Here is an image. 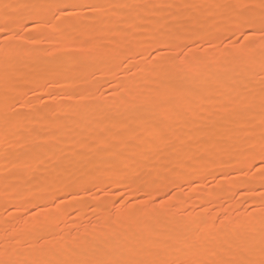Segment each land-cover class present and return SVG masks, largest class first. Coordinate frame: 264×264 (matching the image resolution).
I'll return each instance as SVG.
<instances>
[{
	"label": "rangeland",
	"instance_id": "obj_1",
	"mask_svg": "<svg viewBox=\"0 0 264 264\" xmlns=\"http://www.w3.org/2000/svg\"><path fill=\"white\" fill-rule=\"evenodd\" d=\"M194 1L106 0L115 5H131L121 7L126 12L120 23L115 18L121 8L115 7L101 21H78L63 33H54L50 28L34 26V22L43 25L51 19V10L44 6L54 0H0V26H7L15 36L9 40L0 34V166L6 170L0 174V250L18 248L23 258L32 259L37 257L36 251L48 248L54 256L41 259L50 261L115 260L149 241L162 239L167 246L173 243L183 259L211 264L208 262L243 245L250 236L254 235L258 242L257 229L264 221V174L254 165L260 163L258 146L264 133V112L256 107L234 113L226 110L223 98L227 91L229 97L234 96L249 80L259 81L264 57L259 47L246 56H234L235 48L229 46L227 39L232 32L223 21L229 10L216 8V12L215 8L206 7L239 1L258 3V0ZM192 18L200 22L194 23ZM164 24L175 31L169 30L168 43L174 47L178 43L188 54L183 71L177 69L171 76L157 79L153 65L143 59L120 66L122 58H114L118 51L138 42V51L146 52L143 38L163 39ZM104 26L109 29L101 42L99 30ZM198 33L206 37L199 39ZM33 36L38 37V42L25 43ZM210 38L217 40L215 47L207 43ZM116 42L117 52L109 51ZM230 55L233 56L224 61ZM213 62L221 64L219 72L213 70ZM241 64L251 70L244 82L240 81L241 72L234 71ZM258 65L260 69L256 68ZM252 72L259 74L253 77ZM125 75H133L134 79L127 82ZM226 82L230 86L225 92L221 87ZM158 92L171 97L160 107L150 102ZM202 96L208 99L204 105H198L197 99ZM121 99L129 102L123 112ZM100 102L105 104L99 111ZM144 124L152 125L150 131L141 128ZM131 147L138 151L130 154ZM36 154L39 166L33 169L25 166ZM112 161L119 165L122 183L108 179V174L116 171L109 166ZM128 165L132 167L130 173H126ZM39 172L36 182L29 180L32 173ZM15 191L18 196L11 200L9 196ZM145 193H152L157 200L165 193L171 195L165 198L162 207L157 204L154 209ZM217 196L222 199L219 206H215ZM203 197L207 200L205 204L200 202ZM136 212L142 214L136 221L140 225L134 228L130 222ZM123 215L129 218L128 222ZM157 223L161 225L158 235L151 232ZM190 225L195 227L194 235L187 229ZM52 229L60 241L57 249L50 243ZM37 231H41L39 240L34 242L38 239ZM73 239L77 240V247H72ZM104 239L108 242L105 245L101 244ZM59 249L61 255L57 253ZM117 249V256L113 255Z\"/></svg>",
	"mask_w": 264,
	"mask_h": 264
},
{
	"label": "snow or ice",
	"instance_id": "obj_2",
	"mask_svg": "<svg viewBox=\"0 0 264 264\" xmlns=\"http://www.w3.org/2000/svg\"><path fill=\"white\" fill-rule=\"evenodd\" d=\"M6 7L8 6L6 5ZM44 7L51 10V19L43 25L34 22L35 28L39 29L43 26L50 28L54 33H63L69 25H74L78 21H101L111 9L131 7V5H115L106 2V0H54ZM141 7L164 6L142 5ZM194 7H205V5H195ZM206 7L229 10L230 15L225 17V21L232 35L227 39L229 46L235 48L238 56H246L249 51L259 47L262 57H264V0H258V3L234 2L212 4ZM0 34H4L9 40L15 39V36L9 33L7 26H0ZM143 39L146 41V52L133 53L129 48L116 53L115 59L122 58L121 67L131 64L135 59H143L153 65L152 70L161 77H168L177 69L184 70L182 65H184L187 53L180 46L174 47L158 36H146ZM29 42H38V37L33 36L29 40H25V43ZM207 43L210 47L216 46L214 39H208ZM170 99L169 95L158 92L150 102L163 104ZM256 107L264 112V59L261 60L259 81H247L240 91L229 98L226 110L244 113ZM252 147L255 148L256 145L253 144ZM258 147L260 163L254 167L264 174V133L261 135ZM145 195L155 209L157 204L162 207L165 198L171 193H165L158 200L153 198L152 193H145ZM179 251L177 248H170L162 241H149L146 245L133 249L131 254L121 259H58L50 261L41 259L39 256L32 259L23 258L19 251L5 247L0 250V264H205L203 261L185 260L178 254ZM211 264H264V221L261 222L258 242L254 235L250 236L246 243L237 245L234 250H228L226 255L218 256Z\"/></svg>",
	"mask_w": 264,
	"mask_h": 264
},
{
	"label": "bare ground",
	"instance_id": "obj_3",
	"mask_svg": "<svg viewBox=\"0 0 264 264\" xmlns=\"http://www.w3.org/2000/svg\"><path fill=\"white\" fill-rule=\"evenodd\" d=\"M196 1V0H195ZM194 1V2H195ZM210 2L212 1V0H209ZM216 1V0H215ZM238 1V0H237ZM186 3H188L187 1H185ZM185 2H183V3H185ZM233 2H234V0H233ZM240 2V1H239ZM201 3H202V1H201ZM205 3V2H204ZM228 3V2H227ZM21 5V7H24L23 6V4L21 3L20 4ZM184 7V6H183ZM121 8V7H120ZM189 8V7H188ZM154 9V8H153ZM4 10V9H3ZM11 10V9H10ZM180 10V9H179ZM195 10V9H194ZM203 10H206V8H204ZM210 11H211V9H209ZM214 10H216V12L218 11V9H214ZM221 10V9H220ZM225 10V9H224ZM196 11V10H195ZM199 10H197L196 12H198ZM207 11V10H206ZM213 11V10H212ZM125 12H126V9H120L119 10V12H118V14H117V16H116V18H115V22H117V23H120L121 21H122V19L124 18V15H125ZM196 12H195V15H197L196 14ZM194 13V12H193ZM208 13V12H207ZM226 13V12H225ZM223 14V13H222ZM206 15V14H205ZM204 15V16H205ZM230 15V14H229ZM210 16V15H209ZM199 17V16H198ZM203 17V16H202ZM209 18V17H208ZM208 18H205V19H208ZM193 19V21L192 22H194V23H198V22H200V21H198L197 19H196V22L194 21V19L195 18H192ZM188 20H190V19H188ZM200 20V19H199ZM168 21V20H167ZM203 21V20H202ZM209 21H211V20H209ZM223 21H225V19L223 20ZM170 22V21H169ZM185 22H186V20H185ZM188 22V21H187ZM203 22H205L206 23V20H204ZM137 23V22H136ZM165 23H167V22H165ZM189 23V22H188ZM207 23H209V22H207ZM16 24V23H15ZM138 24V23H137ZM167 24H169V23H167ZM167 24H164V28H163V30L165 31V37L163 38V40H165L166 42H168V40H169V30L170 29H168V25ZM170 24H171V22H170ZM190 24V23H189ZM215 24V23H214ZM121 25V24H120ZM191 25V24H190ZM195 25V24H194ZM203 25V24H202ZM205 25V24H204ZM223 26H224V24H223ZM120 27V26H119ZM133 27V26H132ZM184 27V26H183ZM192 27V26H191ZM199 28H200V26H198ZM225 27V26H224ZM111 28V27H110ZM121 28V27H120ZM129 28V27H128ZM134 28V27H133ZM133 28H131V29H133ZM203 28V27H202ZM109 28H106L105 26L104 27H102L100 30H99V39H100V41L101 42H103L105 39H106V36H107V30H108ZM124 29V28H123ZM122 29V30H123ZM127 29V28H126ZM173 30V29H172ZM172 30H170L171 32H172ZM173 32L175 33V31L173 30ZM131 33H132V31H131ZM147 33V32H146ZM190 33V32H189ZM210 33V32H209ZM211 33L213 34V30L211 31ZM210 33V34H211ZM223 33H225V32H223ZM126 34H128V32L126 31ZM132 34H134V33H132ZM194 34V33H193ZM170 35H171V33H170ZM198 35V37H199V39H203L204 37H206V36H204V34H202V33H198L197 34ZM213 35H215V34H213ZM175 36V35H174ZM181 36V35H180ZM195 36V35H194ZM211 36V35H210ZM210 36H208L207 35V37L209 38ZM119 37V36H118ZM161 38V37H160ZM216 38H218V37H216ZM179 39H180V37H179ZM211 39V38H210ZM187 40V39H186ZM206 40V39H205ZM116 41V40H115ZM118 41V40H117ZM173 41V40H172ZM178 41V40H177ZM181 41V40H180ZM179 41V44L181 43H183V42H180ZM202 41H204V40H202ZM217 41V40H216ZM216 41H215V43H216ZM220 41V40H219ZM122 42V41H121ZM12 43H13V41H12ZM12 43H10L11 45H14V44H12ZM17 43V42H16ZM136 43V42H135ZM172 43V42H171ZM138 42H137V44H133L132 45V47H131V49H132V51H133V53H136V52H139L138 51V48H139V46H138ZM177 44V46H179L178 45V43H176ZM180 44V45H181ZM187 44V43H186ZM218 44V43H217ZM16 45V44H15ZM188 45V44H187ZM17 46H18V44H17ZM118 46H121V45H118ZM182 46V45H181ZM10 47V46H9ZM122 49V48H121ZM194 49H196V48H194ZM260 49V48H259ZM1 50H3V49H1ZM12 50V49H11ZM10 49H9V51H11ZM31 50V49H30ZM117 50H118V47H117V42H116V44H115V46H113V47H111V49L109 50V51H111V52H117ZM258 50V49H257ZM8 51V50H7ZM13 51V50H12ZM15 51V50H14ZM17 51H19V50H17ZM108 51V50H107ZM190 51V50H189ZM195 51H198V50H193V52H195ZM255 51V50H254ZM260 51H261V49H260ZM3 52V51H2ZM4 52H5V50H4ZM119 52V51H118ZM233 52V51H232ZM11 53V52H10ZM188 53H190V52H188ZM209 53V52H208ZM226 53V52H225ZM27 54V53H26ZM40 54V53H39ZM198 54V53H197ZM213 54V53H212ZM235 54H236V52L233 54L234 56H235ZM1 55H3L2 53H1ZM24 55V54H23ZM38 55V54H37ZM195 55V54H194ZM214 55V54H213ZM233 55H230V56H228L227 58H225L224 59V61H226V60H228L229 58H231V56H233ZM26 56H28V55H26ZM34 56H36V55H34ZM197 56H199V55H196V57ZM216 56V55H215ZM237 56V55H236ZM17 57V56H16ZM31 57V56H30ZM37 57V56H36ZM191 57V56H190ZM225 57V56H224ZM240 57V56H239ZM10 58H11V55H10ZM22 58H24V56L22 57ZM188 54H187V56H186V61L188 60ZM201 58V57H200ZM212 58H213V56H212ZM212 58H210L211 60H212ZM219 58V57H218ZM238 58V57H237ZM39 59H40V57H39ZM90 59V58H89ZM198 59H199V57H198ZM242 59V58H241ZM14 60V59H13ZM41 60V59H40ZM218 60V59H217ZM220 60V59H219ZM240 60V59H239ZM17 61V60H16ZM31 61V60H30ZM30 61H29V63H30ZM93 62H94V59L92 60ZM196 61H198V60H196ZM15 62V61H14ZM14 62H13V64H14ZM223 62V61H222ZM249 62V61H248ZM28 63V64H29ZM31 63H33V62H31ZM30 63V64H31ZM36 63V62H35ZM197 63H199V62H197ZM202 63V62H201ZM214 63V62H213ZM188 64V63H187ZM186 64V65H187ZM12 64H10V66H11ZM19 65V64H18ZM32 65H34V64H32ZM86 65V64H85ZM144 65H147V64H144ZM200 65V64H199ZM228 65V64H227ZM9 66V67H10ZM14 66H16V65H14ZM22 66V65H21ZM191 65H189V67H190ZM201 66V65H200ZM24 67H25V65H24ZM26 67H29L30 68V66H26ZM83 67H85V66H83ZM82 67V68H83ZM150 67V66H149ZM188 67V68H189ZM199 67V66H198ZM254 67V66H253ZM7 68H8V66H7ZM6 68V69H7ZM12 68V67H11ZM32 68H33V66H32ZM85 68H87V67H85ZM90 68V67H89ZM193 68V67H192ZM212 68V67H211ZM219 68H221V64L218 62H216V63H214V65H213V70L214 71H218L219 72ZM255 68V67H254ZM256 68H258V69H260V65H258V66H256ZM150 69V68H149ZM229 69V68H228ZM232 69V68H231ZM32 70V69H31ZM34 70V69H33ZM36 70V69H35ZM193 70V69H192ZM250 69H246V66L244 65V64H241V65H239V66H237V68H236V70H234L235 71V74H236V71L237 72H241V76H242V78H241V80L240 81H242V82H244L243 80H247L248 78H249V76H250V73L249 72H251V70L249 71ZM256 70V69H255ZM111 71H113L114 72V70H111ZM153 71V70H152ZM140 72V71H139ZM176 72V71H175ZM188 72V71H187ZM257 72H258V70H257ZM111 73V72H110ZM148 73H151V72H148ZM155 73V72H154ZM223 73V72H222ZM253 73V72H252ZM137 74V73H136ZM259 73H257V75H258ZM177 75V74H176ZM256 74H254L253 73V77L254 76H257ZM29 76V75H28ZM126 76V75H125ZM157 79H159V75L158 74H156L155 73V75H154ZM171 76V75H170ZM103 77V76H102ZM149 77V76H148ZM161 77V76H160ZM178 77V76H177ZM232 77V76H231ZM153 78V77H152ZM166 78V77H165ZM34 79V78H33ZM101 79V78H100ZM132 79H134L133 78V75H128V76H126V78H125V80L128 82V81H131ZM221 79V78H220ZM224 79H227V78H224ZM105 80V79H104ZM103 80V81H104ZM149 80V79H148ZM234 80V79H233ZM258 80V79H257ZM152 81V80H151ZM172 81V80H171ZM174 81H175V79H174ZM177 81V80H176ZM180 81V80H179ZM188 81V80H187ZM222 82H224L223 80H221ZM153 82V81H152ZM151 82V83H152ZM232 82V81H231ZM246 82V81H245ZM156 83H158V82H156ZM171 83V82H170ZM180 83V82H179ZM239 84H241V83H239ZM64 84L62 83V86H63ZM101 85V84H100ZM174 85V84H173ZM176 85V84H175ZM179 85V84H178ZM183 85V84H182ZM182 85H180L179 87H181ZM224 85V86H223ZM95 86H97V83H95ZM184 86V85H183ZM187 87H189V84H187L186 85ZM222 86L223 87H221V88H223V89H225V92H226V90H227V87L229 88V86H230V82H226V84L225 83H222ZM60 87V86H59ZM94 87V86H93ZM175 87V86H174ZM177 87V86H176ZM98 88V87H97ZM169 88V87H168ZM184 88H186V87H184ZM188 89H190V88H187V90ZM173 90V89H172ZM192 90V89H191ZM190 90V91H191ZM194 90V89H193ZM192 90V91H193ZM199 90V92H200V88L198 89ZM229 90V89H228ZM181 91V90H180ZM185 91V90H184ZM195 91V90H194ZM202 91V90H201ZM231 91V90H230ZM130 92V91H129ZM177 92V91H176ZM188 92H189V90H188ZM195 92H197V91H195ZM204 92V91H203ZM154 93H156L155 91H154ZM181 93V92H180ZM207 93V92H206ZM227 93V94H226ZM225 94H224V98L223 99H225L224 101H225V103L227 104L228 103V100H229V94L228 93H230L229 91H227ZM234 93V92H233ZM132 94V93H131ZM136 94V93H135ZM182 94V93H181ZM200 95H204L205 93H203V94H201V93H199ZM198 94V95H199ZM222 94V93H221ZM199 95V96H200ZM231 95V94H230ZM195 96H196V94H195ZM222 96V95H221ZM232 96V95H231ZM116 97V96H115ZM152 97V96H151ZM213 97V96H212ZM211 97V98H212ZM186 98V97H185ZM221 98V97H220ZM134 100H136L135 98H133ZM189 99H190V97H189ZM206 99H208V98H206ZM206 99H205V97H201V98H199V100L197 99V103H198V105H204V102L206 101ZM191 100V99H190ZM59 101H61V100H59ZM186 101H187V99H186ZM186 101H185V103H186ZM105 102V101H104ZM104 102H100L99 104H98V106H97V110H101L103 107H104V104L105 103H107V101L104 103ZM126 103H129V102H125V100L124 99H121V107L118 105V107H120V110H121V112H123L124 110H122V108L125 106V104ZM136 103V102H135ZM156 105V104H155ZM157 105H159V107L161 106V104H157ZM158 107V108H159ZM201 107V106H200ZM222 107H223V109H224V107H225V105L223 106L222 105ZM173 108V107H172ZM226 108V107H225ZM119 109V108H118ZM128 109V108H127ZM74 112V111H73ZM84 112V111H83ZM117 112H119V111H117ZM117 112H116V114H117ZM171 112H174V110H172L171 109ZM75 113V112H74ZM78 114V113H77ZM197 114V116L199 117L200 116V118H201V116L202 115H199L198 113H196ZM195 114V115H196ZM201 114H202V112H201ZM53 115H55V114H53ZM79 115V114H78ZM83 115V114H82ZM81 115V116H82ZM85 115V114H84ZM118 115H119V113H118ZM80 116V117H81ZM115 116V115H114ZM121 116V115H120ZM139 116V115H138ZM130 117V116H129ZM128 117V118H129ZM203 117H205V116H203ZM84 118V117H83ZM111 118V117H110ZM49 119V118H48ZM82 119V118H81ZM204 119V118H203ZM130 120V119H129ZM77 121V120H76ZM79 121V120H78ZM123 121H124V119H123ZM41 122H43V121H41ZM126 122V121H125ZM203 122V121H202ZM207 122V121H206ZM119 123V122H118ZM152 123V122H151ZM120 124V123H119ZM43 125V124H42ZM247 126H248V124H246ZM93 126V125H92ZM130 126V125H129ZM184 126H185V124H184ZM40 127H43V126H40ZM91 127V126H90ZM137 127V126H136ZM151 127H152V125H151ZM151 127L148 125V124H144L143 126H141V128L144 130V131H150V129H151ZM157 127V126H156ZM203 127V126H202ZM244 127V126H243ZM246 127V126H245ZM64 128V127H63ZM128 129H129V127H128ZM141 129V130H142ZM137 130V129H136ZM156 130V129H155ZM201 130H203V128L201 129ZM88 131V130H87ZM153 131V130H152ZM202 133H204V132H202ZM153 143H155V142H153ZM60 144V143H59ZM157 144L159 145V143H158V141H157ZM156 146V145H155ZM155 146H152V148L153 147H155ZM56 148V147H55ZM77 148H80V143H78L77 144ZM132 148V147H131ZM222 148V147H221ZM62 149V148H61ZM155 149H157V148H155ZM154 149V151L156 152V150ZM57 150H58V148H57ZM136 151H138V150H136V147H133L132 149H130V154H135L136 153ZM56 152V151H55ZM151 152H153V151H151ZM154 152V153H155ZM158 152V151H157ZM57 153H58V151H57ZM56 153V154H57ZM153 153V154H154ZM38 154V153H37ZM35 155L34 157H31V159L28 161V163L25 165V166H27L28 168H30V169H33V168H37L38 166H39V161H38V155ZM158 154H159V152H158ZM34 155V154H33ZM81 156V155H80ZM157 156V155H156ZM11 157V156H10ZM88 157V156H87ZM149 157V156H148ZM147 157V158H148ZM12 158V157H11ZM89 158V157H88ZM92 158V157H91ZM142 158H144V157H142ZM146 157H145V159H147ZM153 158H155V156L153 157ZM210 158V157H209ZM39 160H40V156H39ZM88 160V159H87ZM91 160V159H90ZM173 160H176V159H174L173 158ZM178 161V160H177ZM84 162V161H83ZM87 163V162H86ZM93 163V165H94V163L95 162H92ZM45 164H46V162H45ZM175 164V163H174ZM171 165H172V163H171ZM170 165V166H171ZM43 166V165H42ZM97 166V165H96ZM109 166H112V167H115V169H116V171L114 172V173H109L108 174V179H114L115 181H114V183L115 182H121V180H123V174L121 173V171H120V169H118L119 168V165H118V163H113V161H112V163H111V165H109ZM1 167V166H0ZM60 167V166H59ZM95 169H96V167H95ZM94 170V169H93ZM93 170H91V171H93ZM134 170V169H133ZM5 169L4 168H0V174H4L5 173ZM139 171V170H138ZM44 172V171H43ZM48 172V171H47ZM47 172L45 173V174H47ZM95 172V171H94ZM130 172H132V167H130L129 165L127 166V168H126V173H130ZM91 173V172H90ZM42 174H44V173H42ZM39 175H41L40 174V172L39 173H32L31 175H30V179L29 180H31V181H33V182H36V179L39 177ZM56 176H58V175H56ZM107 176V175H106ZM75 180V179H74ZM77 180V179H76ZM110 181V180H109ZM70 182H73V181H70ZM122 183V182H121ZM151 183V182H150ZM123 187V186H122ZM156 187V186H155ZM223 188V187H222ZM227 188V187H226ZM0 189H2V185H0ZM20 189V188H19ZM150 189V188H149ZM224 189V188H223ZM222 189V190H223ZM221 190V189H220ZM227 190V189H226ZM18 191V190H17ZM17 191H15L14 193H13V195H10L9 196V198H11V200L13 199H16L17 197L16 196H18V193H17ZM214 191V190H213ZM20 192V191H19ZM151 192V191H150ZM212 192V191H211ZM219 192V191H218ZM230 192V191H229ZM210 193V192H209ZM157 194V193H156ZM213 194H217L218 195V193L217 192H213ZM226 195V194H225ZM227 195H228V193H227ZM154 196V195H153ZM214 197H216V196H214ZM218 197V196H217ZM103 200V199H102ZM221 198L220 197H218L217 198V200H216V202H215V206H219V205H221ZM206 198H204L203 197V199L200 201L201 202V204H205L206 203ZM102 202V201H101ZM82 203H84V202H82ZM224 203V202H223ZM101 205L103 206V203H101ZM107 205V204H106ZM104 207V206H103ZM111 207V206H110ZM83 209V208H82ZM236 210V209H235ZM126 211H127V209H126ZM132 211H133V209H132ZM111 213V212H110ZM134 213V212H133ZM140 213L141 212H136L135 213V215H134V218L132 219L131 218V221L132 222H130L131 223V225L130 226H132V227H134V228H137L139 225H138V220H137V218L138 217H140ZM241 213V212H240ZM142 214V213H141ZM209 214V213H208ZM50 216H51V214H49ZM230 215V214H229ZM235 215V214H234ZM111 216V215H110ZM129 216V215H128ZM132 216V215H131ZM144 216V215H143ZM207 216H209V215H207ZM232 216H233V214H232ZM123 217L125 218H127V216L126 215H123ZM123 217H121L122 219H123ZM130 217V216H129ZM50 218V217H49ZM48 217H47V219H49ZM125 218V220H126V222H128L129 220V218L128 219H126ZM146 218V217H145ZM162 218V217H161ZM171 218V217H170ZM175 218V217H174ZM51 219V218H50ZM109 219V218H108ZM176 219V218H175ZM106 220V219H105ZM111 220V219H110ZM121 220V219H120ZM145 220V219H144ZM174 220V219H173ZM191 220V219H190ZM193 220V219H192ZM232 220V219H231ZM137 221V222H136ZM171 221V220H170ZM119 222V221H118ZM123 222H124V220H123ZM156 222V221H155ZM168 222V221H167ZM227 222H229V221H227ZM227 222H225L226 224H227ZM103 223V222H102ZM120 223V222H119ZM164 223V222H163ZM17 224V223H16ZM120 224H122V223H120ZM124 224V223H123ZM19 225V224H18ZM17 225V226H18ZM138 225V226H137ZM118 226V225H117ZM120 226V225H119ZM125 226V225H124ZM128 226V225H127ZM156 226V225H155ZM158 226V227H157ZM157 226H156V228L154 227L153 229H152V231L151 232H154V233H156V235H158V234H161V232L159 231V230H161V229H159V227L161 226H159L158 225V223H157ZM226 227H227V225H225ZM259 226V225H258ZM108 227V226H107ZM110 227H111V225H110ZM184 227V226H183ZM261 227V226H260ZM260 227L257 229L258 230V234H259V232H260ZM123 228V227H122ZM190 229V233L192 232V228H195V227H193V226H189V227H187V229ZM84 229H86V228H84ZM127 229V228H126ZM182 229H184V228H182ZM186 229V228H185ZM186 229V230H187ZM53 230V229H52ZM56 230V229H55ZM108 230V229H107ZM129 230V229H128ZM138 230H140L139 228H138ZM165 230H166V228H165ZM49 231V230H48ZM86 231H88V230H86ZM85 231V232H86ZM170 231H171V229H170ZM39 232H41V231H37L36 232V234L38 235H36V237L38 238V239H35V241L34 242H36L37 240H39V236H40V233ZM51 232H54V233H51ZM50 233L52 234H50L51 235V237H50V243L52 244V246L54 247V248H56V247H58L57 245V243L59 242L60 243V241L55 237V233H56V231H51ZM160 232V233H159ZM165 232V231H164ZM15 233V232H14ZM46 233V232H45ZM120 233V232H119ZM122 233V232H121ZM172 233V232H171ZM15 234H17V232L15 233ZM257 234V233H256ZM14 235V234H13ZM46 235H49V232H48V234L46 233ZM85 235V234H84ZM87 235V234H86ZM107 235V234H106ZM113 235H114V233H113ZM133 235V234H132ZM140 235H141V233H140ZM166 235V234H165ZM164 235V236H165ZM168 235V234H167ZM191 235V234H190ZM192 235H194V233L192 232ZM229 235V234H228ZM67 236V235H66ZM108 236V235H107ZM160 236V235H159ZM161 236H163V235H161ZM35 237V238H36ZM134 237H135V235H134ZM140 237V236H139ZM188 237H190V236H188ZM230 237V236H229ZM87 238V237H86ZM106 238V237H105ZM117 238V237H116ZM191 238V237H190ZM222 238H223V236H222ZM77 240L79 239V241L81 242L82 240H83V235H82V240H80V238H76ZM76 239H73L74 241H73V243H72V247L74 246V245H76L77 244V240ZM118 239V238H117ZM136 239H137V237H136ZM192 239H194V238H192ZM86 240V239H85ZM95 240V239H94ZM123 240V239H122ZM135 239H133V241H134ZM158 240V239H157ZM160 240V239H159ZM158 240V241H159ZM231 240H232V238H231ZM102 241V243L101 244H107L108 242H107V239H104V240H101ZM124 241V240H123ZM131 241H132V239H131ZM160 241H163L162 239L160 240ZM174 241V240H173ZM128 242V241H127ZM137 242H138V240H137ZM187 242H190V241H187ZM192 242V241H191ZM190 242V243H191ZM83 243H85V241L83 242ZM91 243V242H90ZM228 243V242H227ZM234 243V242H233ZM37 244V243H36ZM49 244V243H48ZM79 244V243H78ZM82 244V243H81ZM87 244V243H86ZM118 244V243H117ZM183 244V243H182ZM181 244V245H182ZM229 244V243H228ZM50 245V244H49ZM111 245V244H110ZM115 245V244H114ZM114 245H112V246H114ZM119 245H120V243H119ZM185 245V244H184ZM183 245V246H184ZM193 245V244H192ZM191 245V247H194V246H192ZM204 245V244H203ZM82 246V245H81ZM80 246V247H81ZM189 245H187V247H188ZM196 246V245H195ZM205 246V245H204ZM234 246V245H233ZM232 246V247H233ZM47 247H48V245H47ZM51 247V246H50ZM75 247V246H74ZM76 247H77V245H76ZM170 248H173L174 247V244L172 243L170 246H169ZM224 247V246H223ZM68 248V247H67ZM229 248V247H228ZM231 248V247H230ZM229 248V249H230ZM16 249H18V248H16ZM16 249H14V250H16ZM20 249V248H19ZM57 249V248H56ZM70 249V248H69ZM75 249V248H74ZM41 251H36L35 253L36 254H34L35 256H39L40 258H45L46 256H48L49 257V255L51 254V257H53L54 255L52 254V253H54V252H52L51 250H49L48 248L46 249V250H42V249H40ZM53 251H54V249H52ZM234 250V249H233ZM116 251V252H115ZM186 251V250H185ZM227 251V250H226ZM119 251H118V249L117 250H114V253H113V255H116L117 256V254H115V253H118ZM121 252V251H120ZM214 252V251H213ZM32 253H34V252H32ZM59 255H61L62 253L60 252V249H59V251L57 252ZM206 253V252H205ZM120 254V253H119ZM204 254V253H203ZM31 255V254H30ZM57 255V254H56ZM55 255V256H56ZM180 255H182V253L180 254ZM34 257V256H33ZM57 257V256H56ZM55 257V258H56ZM94 257V256H93ZM114 257V256H113ZM184 257V256H183ZM202 257V256H201ZM204 257V256H203ZM36 258V257H35ZM205 258V257H204ZM209 258V257H208ZM54 259V258H53ZM57 259H58V257H57ZM79 259V258H78ZM210 259V258H209ZM46 260V259H45ZM199 260V259H198ZM210 262H212V261H209L208 263H210ZM206 264V263H205Z\"/></svg>",
	"mask_w": 264,
	"mask_h": 264
}]
</instances>
